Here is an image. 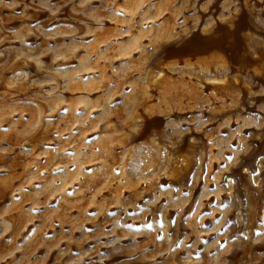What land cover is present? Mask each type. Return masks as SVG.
<instances>
[{"label": "rangeland", "instance_id": "rangeland-1", "mask_svg": "<svg viewBox=\"0 0 264 264\" xmlns=\"http://www.w3.org/2000/svg\"><path fill=\"white\" fill-rule=\"evenodd\" d=\"M0 264H264V0H0Z\"/></svg>", "mask_w": 264, "mask_h": 264}, {"label": "bare ground", "instance_id": "bare-ground-1", "mask_svg": "<svg viewBox=\"0 0 264 264\" xmlns=\"http://www.w3.org/2000/svg\"><path fill=\"white\" fill-rule=\"evenodd\" d=\"M217 83V82H220V79L218 78H211V79H207L206 80V84H212V83Z\"/></svg>", "mask_w": 264, "mask_h": 264}]
</instances>
